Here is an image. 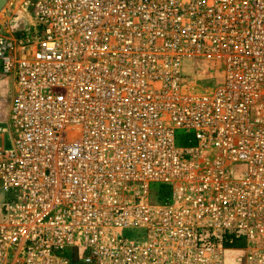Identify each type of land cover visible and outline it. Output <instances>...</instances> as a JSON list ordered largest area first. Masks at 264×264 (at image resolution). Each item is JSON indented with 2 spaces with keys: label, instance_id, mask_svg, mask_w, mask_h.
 Here are the masks:
<instances>
[{
  "label": "built area",
  "instance_id": "built-area-1",
  "mask_svg": "<svg viewBox=\"0 0 264 264\" xmlns=\"http://www.w3.org/2000/svg\"><path fill=\"white\" fill-rule=\"evenodd\" d=\"M16 8L0 264H264V0ZM197 59L215 87L185 82Z\"/></svg>",
  "mask_w": 264,
  "mask_h": 264
},
{
  "label": "rangeland",
  "instance_id": "rangeland-1",
  "mask_svg": "<svg viewBox=\"0 0 264 264\" xmlns=\"http://www.w3.org/2000/svg\"><path fill=\"white\" fill-rule=\"evenodd\" d=\"M10 5L0 14V24L12 26L15 22V17L17 16L18 8L16 5L19 4L20 0H11ZM15 28H17L15 26ZM13 28V29H15ZM184 68L186 75V83L194 91H201L204 89H210L215 87L217 82L220 83L222 73L218 72L216 69L210 67V62L203 59H197L193 62H187ZM4 79L3 91L0 97V126L6 125L9 110L11 105V100L13 96L12 80L9 77L4 76L0 71V81ZM184 132L178 131L179 137ZM3 140L0 138V147H2ZM8 143L5 144V146ZM179 146H184L185 144L178 142ZM11 200V195L4 193L0 190V216L6 208V205Z\"/></svg>",
  "mask_w": 264,
  "mask_h": 264
},
{
  "label": "trees",
  "instance_id": "trees-1",
  "mask_svg": "<svg viewBox=\"0 0 264 264\" xmlns=\"http://www.w3.org/2000/svg\"><path fill=\"white\" fill-rule=\"evenodd\" d=\"M180 141L183 144H187L186 137L184 135L180 136ZM171 189L167 185H155L152 188V199L154 201H164L167 200L170 197ZM230 236L225 237L224 244L226 247H242V242H234V244H230L229 242ZM70 259L74 264H83L78 260L77 253L73 252L69 254Z\"/></svg>",
  "mask_w": 264,
  "mask_h": 264
},
{
  "label": "water",
  "instance_id": "water-1",
  "mask_svg": "<svg viewBox=\"0 0 264 264\" xmlns=\"http://www.w3.org/2000/svg\"><path fill=\"white\" fill-rule=\"evenodd\" d=\"M11 0H0V14L6 9L8 5H10Z\"/></svg>",
  "mask_w": 264,
  "mask_h": 264
},
{
  "label": "crops",
  "instance_id": "crops-1",
  "mask_svg": "<svg viewBox=\"0 0 264 264\" xmlns=\"http://www.w3.org/2000/svg\"><path fill=\"white\" fill-rule=\"evenodd\" d=\"M2 85H4V79L2 80V81H0V97H1V94H2V91H3V86ZM11 102H12V100H11ZM10 111V110H9ZM9 117V116H8ZM7 122H8V119H7ZM7 122H6V124H7ZM5 126V125H4Z\"/></svg>",
  "mask_w": 264,
  "mask_h": 264
}]
</instances>
